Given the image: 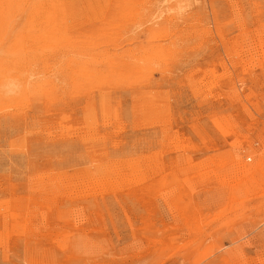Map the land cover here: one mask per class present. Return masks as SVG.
I'll use <instances>...</instances> for the list:
<instances>
[{
	"label": "rangeland",
	"instance_id": "1",
	"mask_svg": "<svg viewBox=\"0 0 264 264\" xmlns=\"http://www.w3.org/2000/svg\"><path fill=\"white\" fill-rule=\"evenodd\" d=\"M75 1L95 61L0 43L55 90L0 104V264H264V0Z\"/></svg>",
	"mask_w": 264,
	"mask_h": 264
},
{
	"label": "bare ground",
	"instance_id": "2",
	"mask_svg": "<svg viewBox=\"0 0 264 264\" xmlns=\"http://www.w3.org/2000/svg\"><path fill=\"white\" fill-rule=\"evenodd\" d=\"M76 7L77 4L75 0H0V43L5 38L13 37V40L19 41L28 39L30 45H43L41 53H44L46 50L52 51V49L56 47H68L69 44H72V51L78 55L75 56L77 59H79V56L93 59L95 55L90 52V49L76 50V47L73 46L75 43L70 42V37L65 33L64 26L67 20H70L73 13L76 12ZM16 28H18V30L12 33V29ZM15 51L16 49H10L9 54L12 55ZM7 52L3 53L5 54L4 56L7 55ZM29 52V49H24L23 54L27 55H24L23 61L26 62L27 59L34 61L40 56L36 53L31 54ZM96 58L91 62L95 61ZM72 59V57L67 58L68 62L75 61L77 75H81V78H83L86 83L91 82L90 79L95 70H87L85 65L79 66L77 63L79 61ZM83 61V63L86 62V60ZM3 62V57L0 55V82L9 78H15L23 85L21 91L24 93L28 91L27 89H34L39 92V94L45 96L52 97L53 94H55L53 83L49 79L39 81L37 84L30 86L27 82L25 83L23 81V78L19 79L20 77L15 74V71L9 68V65L5 66ZM61 64L62 63L59 65ZM111 67L112 66L109 67V71L105 72L106 77L115 76V74H112ZM96 75L98 76L99 74ZM77 78L78 77L74 79L75 83L79 82ZM74 82L72 83L73 85H75ZM15 97L16 95L10 98L0 95V104H2L3 101L13 100ZM260 154L264 156V151ZM262 157L250 165H246L245 163L240 164L241 168L235 178L237 184L247 191L260 188L263 184L264 159Z\"/></svg>",
	"mask_w": 264,
	"mask_h": 264
},
{
	"label": "clouds",
	"instance_id": "3",
	"mask_svg": "<svg viewBox=\"0 0 264 264\" xmlns=\"http://www.w3.org/2000/svg\"><path fill=\"white\" fill-rule=\"evenodd\" d=\"M22 87L23 85L20 81L15 78H9L3 82H0V95L9 98L13 97L21 91Z\"/></svg>",
	"mask_w": 264,
	"mask_h": 264
}]
</instances>
